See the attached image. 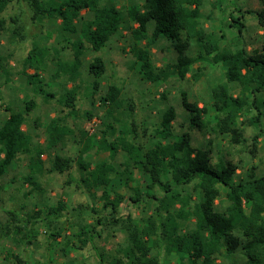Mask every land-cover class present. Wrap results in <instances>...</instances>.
Masks as SVG:
<instances>
[{
  "label": "trees",
  "instance_id": "obj_1",
  "mask_svg": "<svg viewBox=\"0 0 264 264\" xmlns=\"http://www.w3.org/2000/svg\"><path fill=\"white\" fill-rule=\"evenodd\" d=\"M15 1L0 0V34L7 30L4 14ZM25 1L32 7L35 18L61 21L60 36L69 45L73 59L69 63L57 65L59 71L67 74L72 82L80 75L88 49L100 52L121 29L130 33V53L140 78L152 84L165 83L171 76L184 81L197 64H220L226 69V81L211 89L210 105L199 107L198 102H189L187 94L182 93L183 106L189 113L188 128L181 132L175 130L177 110L165 104L158 125L148 136L149 144L145 145L134 142V124L121 131L115 140H109L108 134L115 136L116 125L122 122L119 114L127 110L123 107L121 88L108 86L101 98V104L107 111L105 120H100L105 130L101 132L103 135L98 148L109 152L112 157L121 151L125 161L120 169L103 161L93 170L90 163L80 161L81 183L90 190L102 188L104 207L113 214L118 213L121 203L126 199L120 194L111 198L109 187L113 175L124 182V187L131 188L136 172L143 174L150 179L147 188L153 190L159 187L163 197L152 193L143 194L139 186L131 188L133 194L129 200L133 204H141L144 197L155 200L156 212L154 215H146L141 221L131 219L126 224L127 242L118 250L119 257H105L102 250L94 246L96 232L92 224H87L86 229L83 228L78 234L80 245L73 246L84 249L93 244L102 264H164L160 259L161 253H153L154 248L160 247L158 243L162 244L161 249L165 246L167 254L179 255L180 264H216L217 256L223 251L230 256L240 253V264H264V175L257 176L252 168L248 177L235 179L238 166L222 157L214 162L212 140H209L207 147L198 148L193 145L191 134L193 129L207 131L208 122L204 121V117L213 110V134L229 135L231 145H244L248 143L245 127H253L259 130L252 138V145L256 148L260 135H264L261 126V109L264 108V50L249 51L244 45L235 49L221 47L200 22V8L204 0H143L142 4L131 0L121 8L117 7L116 0ZM258 1L260 9L255 14L259 25L264 28V0ZM82 11L91 13L92 18L81 17ZM243 19L244 14L238 18L231 17L241 36L245 28ZM16 34L17 31L14 32ZM221 37L223 39L225 36ZM160 38L170 42L178 55L175 63L163 68L154 64L151 52V45ZM144 41L146 44L142 45ZM193 46L195 53L190 55ZM43 57V51L34 45L25 64L39 71L40 65L44 63ZM3 60L0 56V70L4 66ZM105 71L106 64L101 57L96 56L89 63V73L94 77V90H98ZM35 77H39V74L29 76L30 80ZM192 77L195 82L200 81L202 70L193 72ZM230 84L240 85L242 95L235 96L230 90ZM37 91L46 98H55L54 94L46 93L42 86ZM76 97L77 91L73 87L59 102L71 113H75ZM161 98L166 101V94L163 93ZM36 105V101L31 99L25 102L20 111L7 109L10 111L9 118L0 126V177L21 156H30V173L24 182L31 186L32 192L42 193L44 188L39 175L45 171L64 174L72 168V159L61 154L59 148L73 131L64 118L58 117L47 127L45 146H35L33 138L22 127ZM252 108L258 113L246 116L240 122L242 115L249 113ZM86 115L91 117L90 112ZM132 135L134 137L131 138ZM93 148L94 144L87 140L83 153ZM43 155L49 158V168L45 167ZM191 185H194L192 192L195 196L187 191ZM220 187L224 190L227 204L219 211L216 203L222 197ZM177 205L180 206L178 210L175 208ZM66 209L65 202L60 200L56 205L48 206L46 218L58 219ZM193 218L195 227L182 232L178 222L187 223ZM118 221L115 219V222ZM98 224L103 225L101 220ZM30 237L27 234L28 241ZM151 239L153 244L150 243Z\"/></svg>",
  "mask_w": 264,
  "mask_h": 264
},
{
  "label": "rangeland",
  "instance_id": "obj_2",
  "mask_svg": "<svg viewBox=\"0 0 264 264\" xmlns=\"http://www.w3.org/2000/svg\"><path fill=\"white\" fill-rule=\"evenodd\" d=\"M116 1L118 7H123L131 0ZM134 1L140 4L143 2ZM259 9L258 0H204L200 8V22L205 31L218 40L221 47L235 49L244 45L249 51L264 50V28L259 25L255 14ZM246 11L252 13L247 14ZM243 14L245 28L241 36L231 17L238 18ZM81 17L91 19L92 14L82 11ZM4 18L7 20V30L0 34V56L4 58V66L0 70V126L9 116L6 108L20 111L26 101L33 99L37 105L27 116L23 129L33 138L35 145L45 146L47 127L58 117L65 119L73 133L59 148L61 154L72 159V168L64 174L45 171L39 175L44 188L42 193L32 192L31 186L23 179L30 172V156H21L0 179V264H102L94 246L100 248L105 257H119L118 250L127 242L126 224L131 219L138 222L146 215H154L156 212L155 200L144 197L141 204H133L129 200L133 194L131 188L139 186L143 194L152 193L157 197H163V192L159 187L148 189L150 179L138 172L131 188L124 187V182L113 175L109 187L111 198L114 199L117 194L126 197L118 213L113 214L110 209L104 207L102 188L90 190L81 183L82 172L78 165L80 161L90 163L91 170L103 161L120 169V165L125 161V155L121 151L116 157H112L109 152L98 148V142L103 135L101 132L105 130L100 120H105L107 111L101 104V98L109 85L118 86L122 90L123 107L127 110L119 114L122 122L117 123L115 136L108 134L109 140H115L121 131L134 124V142L145 145L149 144L148 136L158 125L165 104L172 105L177 110L175 130L181 132L188 128L189 113L183 106L182 93L187 94L189 102H198L199 107L210 105L211 89L226 81V69L220 64H197L184 81L177 76H171L165 83L152 84L140 78L130 53V35L121 29L100 52L88 49L79 71L80 75L72 82L67 74L59 71L57 65L69 63L73 59L69 45L60 36V20L35 18L32 7L25 0H16L11 4ZM15 31L18 34L14 35ZM222 35L225 36L223 39L220 38ZM34 45H38L44 55V63L40 65L39 71L25 64V59ZM193 48L194 46L189 54L195 53ZM151 51L154 64L159 68L175 63L178 56L171 43L163 38L151 45ZM96 56L101 57L106 64L98 90H94V77L89 73V63ZM197 70H202L203 77L195 82L192 74ZM35 73L39 74V77L30 80L29 76ZM40 86L46 93L54 94L55 98L43 96L37 91ZM73 87L77 91L75 113H71L59 102ZM230 90L235 96L242 95V88L238 84H230ZM163 93L166 94V101L161 98ZM88 112L91 117L86 115ZM261 112V126L264 128V108ZM257 113L252 108L249 113L242 115L240 122H243L246 116H254ZM214 119L215 112L212 110L204 117V121L208 122L207 131H191L193 145L205 148L209 140H212L214 162L222 157L236 164L238 170L235 179L248 177L252 168L257 176L264 175V135H260L254 148L252 138L259 130L246 126L245 136L248 143L231 145L229 135L217 136L212 133ZM87 140H91L94 148L84 154ZM42 159L45 161V167L49 168L48 156L43 155ZM193 187L194 185H191L187 191L195 196ZM220 188L222 197L216 203L219 211L227 204L224 190ZM60 200L67 206L62 217L47 219L46 208L56 205ZM178 207L179 205L175 208ZM115 219L119 221L115 222ZM99 220L103 225L98 224ZM87 224L95 226L94 246L89 244L84 249H78L73 245H80L78 234L83 228L86 229ZM178 224L182 232L195 227V221ZM27 234L31 236L29 241ZM152 242L153 239L150 243L153 244ZM158 245L160 247L154 248L153 253H161L160 259L164 264H180L179 255L167 254L165 246L161 249L162 244ZM240 257V253L230 256L223 251L217 256L216 264H240Z\"/></svg>",
  "mask_w": 264,
  "mask_h": 264
},
{
  "label": "crops",
  "instance_id": "obj_3",
  "mask_svg": "<svg viewBox=\"0 0 264 264\" xmlns=\"http://www.w3.org/2000/svg\"><path fill=\"white\" fill-rule=\"evenodd\" d=\"M117 7H118V5H117ZM118 8H121V7H118ZM200 15H201V11H200ZM123 30H125V29H123ZM120 31H121V30H120ZM120 31H119V32H120ZM125 31H127V30H125ZM127 32H128V31H127ZM150 32H151V30H150ZM128 33H129V32H128ZM129 35H130V33H129ZM129 37H130V36H129ZM145 44H146V42L144 41V42L142 43V45H145ZM151 52H152V51H151ZM193 52H195V51L193 50ZM190 55H193V54H190ZM135 68H136V67H135ZM136 69L138 70V68H136ZM7 109H9V108H6V110H7ZM9 110H11V109H9ZM11 111H13V110H11ZM7 112H9V115H10V111H7ZM8 118H9V116L7 117V119H8ZM7 119H6V120H7ZM22 128H23V127H22ZM23 130H24V129H23ZM24 131H25V130H24ZM33 143H34V142H33ZM34 145H35V144H34ZM35 146H37V145H35ZM37 147H41V146H37ZM3 156H4V155H2V157H3ZM44 162H45V161H44ZM14 164H15V163H14ZM14 164H13V165H14ZM13 165H12V166H13ZM29 166H30V163H29ZM29 170H30V169H29ZM29 173H30V172H29ZM29 173H28V174H29ZM28 174H27V175H28ZM27 175H26V176H27ZM4 176H5V175H4ZM4 176H3V177H4ZM26 176H24V178H25ZM3 177H0V179L3 178ZM24 178H23V179H24ZM179 207H180V206H179ZM179 207L176 208V210H178ZM46 210H47V208H46ZM46 210H45V211H46ZM39 211H41V210H39ZM191 221H195V219L193 218V219H191L190 221H188L187 223H189V222H191ZM179 223H180V222H179ZM180 224H181V223H180ZM184 224H185V223H183L182 225H184Z\"/></svg>",
  "mask_w": 264,
  "mask_h": 264
}]
</instances>
